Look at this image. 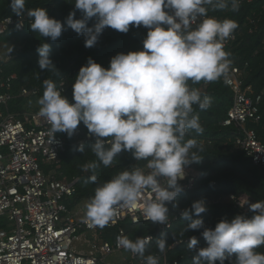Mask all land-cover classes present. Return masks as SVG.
<instances>
[{
	"label": "clouds",
	"instance_id": "clouds-1",
	"mask_svg": "<svg viewBox=\"0 0 264 264\" xmlns=\"http://www.w3.org/2000/svg\"><path fill=\"white\" fill-rule=\"evenodd\" d=\"M239 3L240 0H75V9L82 17L75 18L73 11L64 22L50 17L46 8L27 10L31 31L55 41L66 25L84 35L86 47L95 46L106 27L122 33H127L130 26L148 29L143 50L117 54L108 68L89 58L73 84L74 102L62 95L52 80L43 81L38 115L51 126L54 137L58 132L71 137L82 122L96 137L91 150L103 166H111L122 151L131 152L137 161H147V171L133 166L98 185L85 204L86 222L100 228L107 226L118 214L119 205L135 206L147 189L154 198L143 201V214L153 223L167 224V205L175 207L183 191L178 181L184 178L185 167L201 160L197 152L191 151L197 141L186 139L190 130L203 132L194 105L201 110L211 106V98L190 88L188 82H212L228 72L230 53L223 42L238 28L232 19L209 16L206 6L223 10L230 4L233 11H238ZM25 4L26 0H10L17 16L24 13ZM93 19L96 22L89 27ZM37 52L41 70L55 67L49 43H42ZM79 150L83 152L84 146ZM199 151H203L202 146ZM98 166L86 164L83 170L88 172ZM91 179L95 181V176ZM247 208L252 215L223 219L214 229L205 227L202 218L193 219L207 211L203 200L180 212L181 218L189 222L185 231L203 229L207 243L198 248L197 238H189L187 247L195 253L193 264H225L233 255L232 264H264V253L256 251L264 245V201L250 203ZM152 240L151 235L135 240L119 235L117 246L144 257L145 264H159L156 255L144 256ZM155 245L163 253L168 245L166 236L162 234Z\"/></svg>",
	"mask_w": 264,
	"mask_h": 264
},
{
	"label": "trees",
	"instance_id": "trees-1",
	"mask_svg": "<svg viewBox=\"0 0 264 264\" xmlns=\"http://www.w3.org/2000/svg\"><path fill=\"white\" fill-rule=\"evenodd\" d=\"M75 0H26L25 11L21 16L26 17V25L22 32L10 28L4 35L0 36L1 42H14L19 44V50L8 62L0 63V68L5 76H16L13 81V93L18 94L21 88L38 89L39 94L34 98H17L9 105V112L17 116L28 111L31 102L39 100L44 92V80H52L57 89L62 82L67 84V90L63 94L70 102L73 100V84L82 66L87 64L89 58L101 66L108 68L111 59L119 53L127 54L131 51L143 50V41L147 36L148 29L143 25L140 27L130 26L127 33L119 32L106 27L93 47L85 46L84 35L66 27L62 35L55 41L49 37H42L39 33L30 30L31 19L27 15L28 9L46 8L50 17L64 22L69 13L75 11L77 19L82 13L75 9ZM208 7V15L217 19H232L238 23L234 31L236 41L234 42L230 55L232 62L238 66L243 73L245 86L252 88L251 95L256 97L263 94L261 113L263 121L258 126H251L259 132L264 130V0L247 2L240 0L238 11H233L231 5L223 10H213ZM17 18L10 7V0H0V21L5 18ZM95 19L89 21V27L95 24ZM51 46L50 58L55 67L41 70L38 64V47L42 43ZM190 88L198 89L202 95L211 98V106L207 110H201L194 105L195 113L200 117L203 132L198 134L190 130L188 138L197 141V147L191 151L197 152L201 159L198 163L190 164L191 175L195 176L196 183L191 190H186L184 185L186 179L178 183L183 191L174 202L167 206L169 208L168 220L172 227L165 234L168 245V259L179 264H193L195 253L188 249L189 238L195 236L198 240L197 247H206L207 243L202 236L203 229L185 231L188 221L181 218L180 212L191 209L193 202L203 200L207 211L194 216L193 219L202 218L205 227L214 229L216 224L223 219H231L237 214L252 215L249 211L244 213L236 206V202L246 197L250 203L264 201V174L263 169L255 166L245 153L235 146L237 130L234 126L224 127L223 122L233 103V92L224 83L223 75L215 81L198 83L188 82ZM39 112V110H36ZM77 129L86 133L87 127L81 122ZM68 137L66 150L60 156L57 166L42 164L46 174L54 173L56 179L67 181L73 177H79L80 182L77 192L69 201V208L73 209L84 200H90L94 196L95 188L103 182L109 181L115 174L130 169L133 166L145 168L147 161H137L129 151H122L114 159L109 167L103 166L92 152L90 144L83 152L72 146V139ZM203 151H199L200 147ZM96 163L99 165L95 170L85 172L83 166ZM95 176V181L91 179ZM235 197V201L231 200ZM129 239L135 240L140 236H155L154 242L149 246L146 255L161 253L155 242L162 235H157L158 223L149 222L140 226L125 223ZM183 231V235L181 232ZM117 229H103L101 237L109 242L113 241ZM174 237V239H173ZM184 241L172 247L173 244ZM187 241V242H186ZM256 251L264 253V245ZM235 260V255L225 260L230 264ZM219 264V261H217Z\"/></svg>",
	"mask_w": 264,
	"mask_h": 264
},
{
	"label": "built area",
	"instance_id": "built-area-1",
	"mask_svg": "<svg viewBox=\"0 0 264 264\" xmlns=\"http://www.w3.org/2000/svg\"><path fill=\"white\" fill-rule=\"evenodd\" d=\"M242 1L250 3L254 0ZM26 19L24 16L3 19L0 21V36L10 28L22 32ZM235 41L233 33L223 42L228 53ZM229 60L230 67L223 75V81L233 92V103L223 126L236 128L235 146L255 166L262 168L264 174V130L259 132L251 127L263 121V94L253 97L252 88L245 86L243 73L233 64L231 55ZM14 80L15 75L5 76L0 68V264H145L144 257L118 247L117 236H127L125 223L140 226L151 222L143 214V201L154 198V194L146 189L142 200L135 206L119 205L118 214L103 228L92 225L91 221L86 222L83 208L70 209L69 201L77 192L80 178L61 181L53 172L46 174L42 168V164H59L68 144L66 132H58L54 137L51 126L38 115L39 112H25L20 116L10 113L9 105L13 100L34 98L39 94L38 89L29 88L13 93ZM58 90L63 95L67 84L62 82ZM71 139L72 146L80 148L83 145L85 148L95 143L96 137L76 129ZM183 179L187 180L184 188L191 190L196 178L191 175L190 164L185 167ZM231 200L235 201V197L231 196ZM248 204L246 197L236 202L244 213L248 212ZM171 227L170 220L167 224L158 223L156 236L165 235ZM103 229H117L112 242L101 237ZM152 237L145 253L155 240V236ZM78 245L85 248L79 249ZM122 253L127 256L121 263L108 260ZM155 255L159 264H179L168 259V251Z\"/></svg>",
	"mask_w": 264,
	"mask_h": 264
},
{
	"label": "rangeland",
	"instance_id": "rangeland-1",
	"mask_svg": "<svg viewBox=\"0 0 264 264\" xmlns=\"http://www.w3.org/2000/svg\"><path fill=\"white\" fill-rule=\"evenodd\" d=\"M19 50V44L12 42H1L0 40V63L8 62L12 59L15 53ZM40 105L38 104V100L35 102H31L28 105V113H36V110H40ZM127 256L126 253L117 254L115 256L110 257L108 260L112 263H121L122 258Z\"/></svg>",
	"mask_w": 264,
	"mask_h": 264
},
{
	"label": "crops",
	"instance_id": "crops-1",
	"mask_svg": "<svg viewBox=\"0 0 264 264\" xmlns=\"http://www.w3.org/2000/svg\"><path fill=\"white\" fill-rule=\"evenodd\" d=\"M89 200H84L82 203H80V204H78V205H76V207H74L72 210L74 211V210H77V209H81V208H83V210L85 211V204L88 202ZM78 247H79V249H84L85 248V246H80V245H78Z\"/></svg>",
	"mask_w": 264,
	"mask_h": 264
}]
</instances>
